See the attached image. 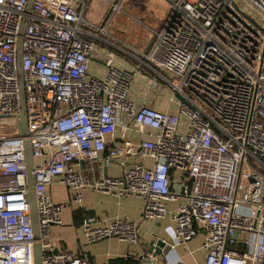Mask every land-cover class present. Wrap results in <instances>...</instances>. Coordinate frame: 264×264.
<instances>
[{
	"label": "built area",
	"instance_id": "obj_1",
	"mask_svg": "<svg viewBox=\"0 0 264 264\" xmlns=\"http://www.w3.org/2000/svg\"><path fill=\"white\" fill-rule=\"evenodd\" d=\"M91 1L34 0L22 34L42 264H88L49 255L50 229L64 225V204L48 194L54 183L74 204L87 190L142 201L140 221L113 218L103 237L133 245L141 223L168 221L169 248L201 237L203 264H264V28L236 0H166L148 48L135 50L110 33L123 0H97L106 10L88 19ZM243 1L264 17V0ZM26 3L0 0V129L10 125L0 133V264H34L16 64ZM98 46L100 77L89 72ZM118 54L131 70L116 67ZM133 72L168 91L165 109L134 104ZM118 130L146 137L114 144ZM108 162L120 175L81 170Z\"/></svg>",
	"mask_w": 264,
	"mask_h": 264
},
{
	"label": "crops",
	"instance_id": "obj_2",
	"mask_svg": "<svg viewBox=\"0 0 264 264\" xmlns=\"http://www.w3.org/2000/svg\"><path fill=\"white\" fill-rule=\"evenodd\" d=\"M121 21L122 18H119ZM122 33V32H121ZM124 43L117 34L115 35ZM125 44V43H124ZM118 54L114 58L116 67L131 70L132 63L129 58ZM105 51L97 47L91 58L89 72L93 76H103L105 72L104 63L106 60ZM133 84L130 88V98L135 105H148L160 110L167 106L168 93L165 89H151L148 87V79H144L140 72H133ZM149 77V76H148ZM175 112V107L170 108ZM116 142L119 144L123 138L132 141H139L146 137L135 132L122 133L118 130L115 134ZM103 154L101 158L103 159ZM131 163L130 161L127 162ZM95 172L89 171L88 164H84L81 170L88 176L100 177L103 175L118 176L121 168L116 162H108L106 165L95 166ZM48 194L55 203H63L62 213L63 226L50 229V242L53 247L49 253L55 260L80 256L88 264H108L116 258L138 260L148 256L149 249L155 250L157 240L172 244L164 231L160 228L164 224L171 225L168 221L161 225L141 223L139 229L140 241L137 244H129L116 237H103L102 232L105 225L113 218H125L133 221H140L142 201L137 198L116 199L112 196L92 192H83L79 204L71 201L72 192L63 185L54 183L48 188ZM81 210L82 222L79 225L73 223L72 214L74 210ZM88 218H94L96 222L85 223ZM153 243V244H152ZM201 237L188 242L185 247L178 246L170 249L164 255L155 256L157 264H203V253L199 250ZM150 244H152L151 247ZM154 253H151V257ZM141 264V263H140Z\"/></svg>",
	"mask_w": 264,
	"mask_h": 264
},
{
	"label": "rangeland",
	"instance_id": "obj_3",
	"mask_svg": "<svg viewBox=\"0 0 264 264\" xmlns=\"http://www.w3.org/2000/svg\"><path fill=\"white\" fill-rule=\"evenodd\" d=\"M245 13L250 15L264 28V17L243 0H236ZM103 3L92 0L86 14L88 19L91 16H99L105 12ZM169 11L166 0H123L121 12L117 13L110 33L118 35L124 43L135 50L145 51L153 39V33L159 28ZM119 18H122L120 21ZM99 20L98 18L94 19ZM122 32V33H121ZM168 93V91H167ZM10 124V122L6 121ZM10 125L3 126L0 133H10ZM162 229V227H160ZM170 230L169 228L167 231Z\"/></svg>",
	"mask_w": 264,
	"mask_h": 264
},
{
	"label": "water",
	"instance_id": "obj_4",
	"mask_svg": "<svg viewBox=\"0 0 264 264\" xmlns=\"http://www.w3.org/2000/svg\"><path fill=\"white\" fill-rule=\"evenodd\" d=\"M34 0H27L25 11H24V17L21 21V25L19 27L18 32V38L16 42V64H17V70H18V78L20 81V114L18 117L19 124H20V136L24 139L23 145H24V165H25V173H26V198L29 203L30 207V218H31V226L33 229V235H34V244H33V263L34 264H42L43 259V252L40 245V232L38 229V222H37V215L35 211V195H34V167H33V159H32V149L30 145V141L28 140V122L26 117V103H25V90L23 87V73L21 69V57H22V34L24 31V28L27 23V18L31 11V6ZM247 17V16H246ZM251 22L254 23V21L247 17ZM87 221V220H86ZM153 244V243H152ZM150 244L149 247L152 246ZM169 250V245L162 240H157L155 243V250L149 249L147 253L153 254V257L160 256L166 254V252ZM156 259L154 258L152 261H149L146 256H143L140 258L141 264H156Z\"/></svg>",
	"mask_w": 264,
	"mask_h": 264
},
{
	"label": "trees",
	"instance_id": "obj_5",
	"mask_svg": "<svg viewBox=\"0 0 264 264\" xmlns=\"http://www.w3.org/2000/svg\"><path fill=\"white\" fill-rule=\"evenodd\" d=\"M72 218H73V223L75 225H79L82 222L81 210L79 209L74 210L72 214ZM108 264H140V262L138 260L116 258V259L110 260Z\"/></svg>",
	"mask_w": 264,
	"mask_h": 264
}]
</instances>
